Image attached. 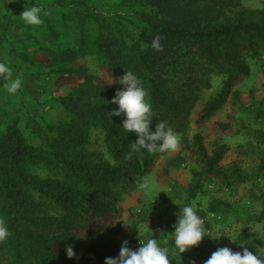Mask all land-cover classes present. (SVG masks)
<instances>
[{"label": "rangeland", "instance_id": "1", "mask_svg": "<svg viewBox=\"0 0 264 264\" xmlns=\"http://www.w3.org/2000/svg\"><path fill=\"white\" fill-rule=\"evenodd\" d=\"M31 6L42 9L41 25L23 22L20 15ZM260 12L264 14V0H0V63L11 68L12 78L22 80L16 94H9L0 84V139L15 123L34 148H54L68 158L92 164L112 163L99 125L76 107L64 109L60 100L99 88L112 91L114 97L123 88L118 79L124 72H133L128 63L136 58L135 48L150 46L154 26H211L242 16L247 21ZM229 48L249 67V75L234 89L240 103L235 106L229 100L201 126L196 121L207 101L220 90L224 62L212 60L193 38L166 41L161 50L152 48L153 77L158 79L157 88L170 99V106L151 107L150 129L154 131L157 123L166 121L180 135L181 147L175 152L148 153L149 171L131 149L136 174L115 176L109 182L108 200L91 208L71 229L67 244L57 242L54 248L62 250L97 239L111 245L116 257L124 241L135 250L139 241L172 233L177 217L169 209L182 203L191 172L200 169L191 147L195 133L203 136L209 152L215 143L226 145L224 168L235 163L246 167V154L262 150L254 132H264V76L260 72L264 46L253 51L242 37H236ZM142 86L150 92L146 82ZM112 99L109 105L116 109ZM218 122L228 130L221 133ZM27 170L42 178L63 177L59 170L50 171L42 164L30 165ZM213 201L227 206L206 214L210 223L207 235L215 247H228L241 233L264 238V176L232 189L204 182L190 205L206 210ZM51 207L46 209L49 214L54 212ZM129 224L135 225L133 235ZM256 251L264 257V249Z\"/></svg>", "mask_w": 264, "mask_h": 264}, {"label": "trees", "instance_id": "2", "mask_svg": "<svg viewBox=\"0 0 264 264\" xmlns=\"http://www.w3.org/2000/svg\"><path fill=\"white\" fill-rule=\"evenodd\" d=\"M147 22V20H146ZM152 26V25H151ZM151 41L159 36L160 45L173 39L193 38L195 43L211 59H222L225 78L218 93L207 101L196 121L200 126L208 122L229 101L238 106L240 100L234 90L240 79L249 75L248 65L240 60L229 48L236 37H242L246 47L256 51L264 46V14L258 13L254 19L247 21L242 17L234 21L206 26L197 24L193 27L163 26L153 27ZM190 29L192 30L190 32ZM135 60L129 59L133 73L141 83L149 85L147 95L152 108L167 109L170 99L158 87L157 78L150 65L153 59L152 48H135ZM218 54V57H214ZM144 70V71H143ZM150 71L149 76L145 71ZM264 76V64L260 66ZM154 78V79H153ZM68 95L60 100L64 109L80 110L99 125L107 153L112 163H95L66 157L56 150L37 149L27 142L15 123L10 124L0 139V219H3L11 233L10 237L0 243V264H104L106 257H114L113 247L97 239L73 247L75 257L69 259L66 249H56L57 242L67 244L71 238V229L84 220L91 208L100 207L109 198V182L122 173L123 176L136 174V168L130 160L134 133L126 132L122 127L124 116H111L110 100L113 93L106 88H99L89 94ZM264 102V101H263ZM261 111H257L260 114ZM221 133L228 130L226 124H216ZM255 141L262 147L256 154L247 155L246 167L238 163L229 168L221 167L227 151L226 145L215 143L212 151L205 148L203 136L193 135L192 152L196 156L200 169L191 172V180L183 189V201L169 210L179 214L182 208L190 205L201 192L204 182L212 181L226 189H232L264 176V132H254ZM141 156L144 170H150V159L146 150L137 152ZM42 164L50 171L59 170L62 178L54 176L39 177L30 174L27 167ZM52 206V207H51ZM47 207L54 212H46ZM221 201L211 202L206 210L196 208L203 226L210 231L207 213H217L225 209ZM61 211V212H60ZM104 213H101L103 216ZM127 228L131 235L135 225ZM149 238H156L162 247L168 249L170 264H190L204 262L218 248L206 236L201 243L183 254H178L174 247V235L164 233ZM148 238V239H149ZM250 251L264 249V238L241 233L228 246L234 252H242L243 247Z\"/></svg>", "mask_w": 264, "mask_h": 264}, {"label": "clouds", "instance_id": "3", "mask_svg": "<svg viewBox=\"0 0 264 264\" xmlns=\"http://www.w3.org/2000/svg\"><path fill=\"white\" fill-rule=\"evenodd\" d=\"M41 12V8L31 6L24 9L20 16L26 25L38 26L43 23ZM150 47L161 50L159 36L151 41ZM118 81L123 88L116 92L111 101L118 106L111 111V116L123 115V129L135 134L136 139L131 145L132 151L139 152L142 149L148 153L177 151L181 147V137L168 126L166 121L157 123L154 131L150 129L151 104L146 98L148 93L137 75L131 71L124 72ZM0 84L9 94H16L22 87V80L12 78L11 68L5 63H0ZM173 228L174 247L178 254L190 251L197 247L206 236L208 237L201 217L191 205L184 206L177 214ZM10 235L6 222L0 219V243L6 241ZM139 243L140 247L134 250L128 246L127 241L122 242L119 255L106 257L104 264H170L168 249L162 247L156 238H149L146 242L139 241ZM66 255L69 259L75 257L72 245L66 247ZM204 264H264V257L250 251L248 247H243L242 252L221 247L214 251Z\"/></svg>", "mask_w": 264, "mask_h": 264}]
</instances>
